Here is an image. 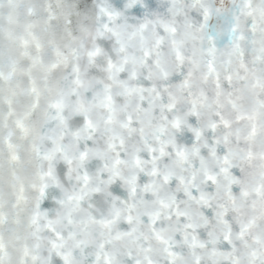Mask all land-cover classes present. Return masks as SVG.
Returning a JSON list of instances; mask_svg holds the SVG:
<instances>
[{"label": "clouds", "instance_id": "clouds-1", "mask_svg": "<svg viewBox=\"0 0 264 264\" xmlns=\"http://www.w3.org/2000/svg\"><path fill=\"white\" fill-rule=\"evenodd\" d=\"M0 264H264V0H0Z\"/></svg>", "mask_w": 264, "mask_h": 264}]
</instances>
